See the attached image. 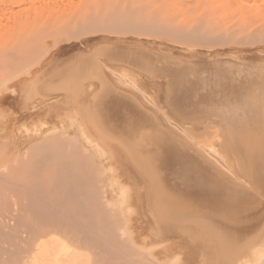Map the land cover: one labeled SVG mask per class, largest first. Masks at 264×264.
<instances>
[{
  "label": "bare ground",
  "instance_id": "6f19581e",
  "mask_svg": "<svg viewBox=\"0 0 264 264\" xmlns=\"http://www.w3.org/2000/svg\"><path fill=\"white\" fill-rule=\"evenodd\" d=\"M136 1L82 0L62 11L53 8L48 18L36 19V22L26 19L29 22L23 20L26 21L23 23L21 19L17 26L24 24V27H28L31 24L39 30L30 35L25 45L0 53V68H12L19 52L35 54L37 47L34 44L47 36L62 35L63 38L60 37L68 41L86 34L87 38L91 37L77 43L76 47L56 46L53 51L46 52L44 59L36 66L23 73L14 71L18 69L10 71V77L0 88V112L7 107L10 114L19 118L23 111L25 114L27 110L31 113V109L34 115L40 108L43 110L55 103V106H59L58 100L62 101L59 97H63L66 102L72 99L78 101L80 96L82 99L83 95L87 97L91 93L89 103L86 100L90 97L86 99L84 96L82 101L79 99L80 110L76 111L82 114L77 116L84 137L104 149V155L114 162L109 171L112 185L117 187L122 199L123 226L120 232L116 215L109 216L103 211L104 227L100 231H103L104 239L110 235L114 240L102 242L101 239L98 242L99 239L87 231L92 216L89 217V212L85 210L83 212L82 208L85 207L77 203V193L69 186V162V166L66 164L67 169L63 163L64 167L59 166L57 172L60 176L66 175V181L70 176L66 184L68 187L64 185L66 191L63 188L65 192L62 191L64 193L60 197L70 198L74 207L72 215L58 216L61 212L43 202L49 197L38 196L48 211L37 213V228L61 232L63 238L73 246V251L87 250L84 252L95 256L93 264H264V110L260 109L262 112L258 114L250 112L264 106V64L246 61L250 57L254 58L255 54L264 56V24L256 26L263 18L262 14L250 15L240 22L243 31L254 26L255 29L250 37L236 38V34L240 33L238 31L242 30L237 29L236 23L227 29L228 33L222 31V27L214 21L215 32L210 31L208 23L202 21L188 25L181 20L177 25L169 26L170 22H176L179 18H172V14L170 17L167 10L156 6L154 2L141 7L137 6ZM194 1L191 5H198L200 10L204 5L200 4L203 0ZM158 18H164V23L156 29L154 22ZM230 19L228 16L227 21ZM220 31L221 35L217 34ZM64 35L68 38H64ZM161 38L189 45L229 49L226 53L216 55L210 52L205 57L208 59L204 60L199 50L184 51L160 41ZM98 43L105 45L98 47L95 45ZM92 45L96 47L93 49ZM88 46H92V49ZM76 48L77 52L73 53ZM224 55L229 56V59H225ZM215 56L224 60L212 59ZM59 62L61 64L58 66ZM111 71L121 76L116 77ZM122 77L130 82L122 80ZM16 82L24 84L27 90L17 88ZM40 82L44 85L57 83L54 85H60V88L44 90L42 97L35 101V97L31 98L33 101L23 97L32 94L28 86ZM122 84L126 85L123 89L120 88ZM137 86L143 91H139ZM21 98L26 99V103L21 104ZM82 102L89 104L87 112L81 108ZM51 112L49 116L47 114L48 117L53 116ZM169 118L181 125L182 131L191 133L200 129L202 133L208 134L209 129L216 126L218 129H212L219 136L216 146L235 173L208 161L202 147L197 145L201 142L197 141L199 138L197 144L189 142L184 134L168 124ZM54 157L51 154L48 159ZM39 162L33 164L34 169H40ZM37 184L34 187L37 188ZM30 187L31 191L40 192ZM81 190L84 193L85 189ZM110 197L114 196L111 194ZM57 237L54 238L58 241L60 238ZM45 240L43 242L41 239L46 245L49 240ZM253 243L257 246L252 247ZM54 244L49 246L53 248ZM36 245L41 250L40 241ZM62 246H56L59 249L56 251L63 254L55 256L57 258L50 264H71L74 261L72 256H67L69 247L63 246L62 251ZM50 250L49 253L52 252ZM24 251H28V247ZM39 251L34 254H40ZM37 261L34 255L21 262L18 258L14 263H3L0 259V264H42Z\"/></svg>",
  "mask_w": 264,
  "mask_h": 264
},
{
  "label": "rangeland",
  "instance_id": "374dc122",
  "mask_svg": "<svg viewBox=\"0 0 264 264\" xmlns=\"http://www.w3.org/2000/svg\"><path fill=\"white\" fill-rule=\"evenodd\" d=\"M79 1H82V0H0V53L6 51V49L9 50L12 48H17L18 45H20V46L25 45L28 42V40L30 39V37H31L30 35L34 34L35 31L39 30L38 28H34L33 26H31V24H30L31 27L28 26L29 24H27L28 27H24V24H22V22H21L22 25L17 26V24L20 23L21 19H22V21L26 20V19L27 20L31 19V21L36 22V19L38 21V19H41V18H43V19L48 18L49 14L53 13L52 12L53 8H54V10L55 9L57 10L59 8V11H62L64 9H68L70 7L69 5L76 4ZM198 1L200 2L201 0H198ZM232 1L233 0H213V1L203 0L200 4L204 3V5L200 8V10L198 9L199 8L198 5H195V7H193V4L191 5L192 0H137L136 2H137V6L139 5L141 7L147 5L148 2H150V3L154 2V3H156V6L163 7L164 10H167V13L169 14L170 17H172L170 15V14H172V15H174L172 18L176 17V20L179 18L176 22H175V20L172 19L173 22H170L169 26H170V24H172V26H175L181 20H184V22H187L188 25L194 24V23L196 24L198 21H202V22L208 23V25L211 27L210 31L215 32V23L214 22H216V24H218L222 27L221 28L222 31H225L226 33H228L229 31H227V29H230L233 26V24L236 23L235 25L238 26V27L236 26L237 29L240 30L242 28V30L238 31L240 33L239 34L237 33L235 37L236 38L238 36L239 37L240 36L250 37L251 34L253 33L254 29H255V26L252 28L249 27L251 29H249L248 27H245L246 29L248 28L249 30L247 29L246 31H243L244 27L243 26L240 27L241 26L240 22H242L243 20H246V18L251 17L250 15L253 16V15L258 14V13L260 15V12L262 14V17L264 18V0H241V1L240 0H237V1L234 0L233 2ZM238 1L241 4H239ZM209 2H211V3H209ZM212 2H215V3H212ZM193 3H195L194 0H193ZM196 4H198V2ZM190 5H191V7L189 8ZM207 5H209L208 6L209 8L208 7L206 8ZM253 6H255V7H253ZM203 7H205L207 10L209 9L208 10L209 13L207 10H206L207 12L206 11L204 12L205 8L203 9ZM252 7L254 9H252ZM191 8H194V9H192V11H191ZM258 9H259V11H258ZM212 10H215V12ZM260 10H262V11H260ZM50 11L52 13H49ZM195 11L198 13L196 14ZM214 13H215V15H214ZM205 14L208 16H205ZM226 14L229 16V18L231 17V19H230L231 21L230 20L227 21L228 16ZM230 14H231V16H230ZM26 15L28 18L26 17ZM13 17H14V19H12ZM184 17H186V18H184ZM225 18H226V20H225ZM232 18L233 19L235 18V19L232 21ZM263 18L260 20V22L256 26L259 27L261 24H264ZM163 20H164V18H158L154 22L156 29L163 25V23H164ZM26 21H23V23H26ZM212 21H214V22H212ZM27 22H29V21H27ZM236 27H234V28H236ZM232 30H233V28L231 29V32H232ZM234 31H236V30H234ZM221 33L222 32L220 31L217 34L221 35ZM60 36L63 38L62 35H60ZM60 36L54 37L51 35V36L45 37L41 42L34 44V47H37L36 48L37 52H35V54H37V55H35L33 53H32V55H30V53H27V51L19 52L18 56L20 57V59H22V60L26 59V60L22 61L18 57L17 60L14 62V65L12 66V68H9L10 66H5L3 68H0V88L3 87L2 86L3 83L10 77L9 76V74L11 73L10 71H12L13 69H18V70H14V71L19 72V73H23L28 68H33V66H36L37 63H39L40 61H42L44 59V54L46 52L53 51L56 46H59V47H68V46L69 47H76L77 43L84 42L86 39L91 38V37L87 38L86 36H88V34H86L82 38H79L76 40L70 39L68 41V40L62 39ZM64 38H68V37H66V35H64ZM161 39L162 40H160V41H164L167 44L170 43L169 45H172V46L174 45L176 48H178V49L181 48L184 51H187V50L189 51L190 49H197V50H199V52H202V54H203L202 57L204 58V60L208 59L205 57H207V55L209 56L208 53H210V52L216 55V53L217 54L218 53H226V50L229 49L227 47H220V46H216V47L212 48V47H206V46H202V45H189V44H186L184 42H179V41H175V40H171V39H163V38H161ZM101 44L102 43H98L95 45L98 47L105 45V44H102V45ZM92 46H88V48L92 49ZM94 46H93V49H94ZM219 48H221V49H219ZM212 49H214V50L211 51ZM77 50L78 49L76 48V50H74L73 53L77 52ZM224 56H225V59H229L228 58L229 56H226V55H224ZM217 57H219V56H215L212 59H215L216 61L224 60L223 57H222L223 59H221V57H219V58H217ZM262 57H264V56H259V54H255L254 58L250 57L246 61L249 63H254V62L256 64L259 63L257 65L264 64L263 63L264 61L260 60V59H263ZM230 59H233V58L230 57ZM180 60L183 61V59H180ZM185 60L188 62V59L184 58V61ZM209 60H211V59L209 58ZM60 64H61V62L58 63V66ZM111 72H113V71H111ZM111 74L116 76V77L121 76V75H119V73L117 74L116 72H113ZM121 79L126 81V82L129 81L124 77H122ZM54 84H57V83H51V84L45 83V85H44L43 83L40 82V83L33 84L31 86H28V90L30 92V89H29V87H30L32 94L31 95H30V93L25 94V95H23V97L26 96V99H29V100L32 97H35V98H33V100L34 101L38 100V98L42 97L41 94L44 90H46V91L51 90L52 91V90H57L60 88V85L56 86ZM21 85L19 82H16V84H15V86L17 88H19V87L26 88V86H24V84L22 86ZM124 86H126V85H124ZM124 86L122 84V86H120V88L123 89ZM22 88L20 89L21 92L23 91ZM96 88H99V87H96ZM136 88H139L138 89L139 91H141V90L143 91V89L142 88L140 89V87H138V86ZM26 90H27V88H26ZM90 94H87V97H90L89 100H86L87 97L85 95H83V98L85 96V98H86L85 100L88 103L90 102V99L92 98V95H90ZM62 98L63 97H59V99L62 101L58 100V102H60V105L62 107H60V105L58 106V104L55 106V104H56L55 103L53 105L46 106L44 108L46 110H44V109L42 110V108L38 109V111H39V112H37L38 114L36 112H34V115H33V112L31 109H30L31 113H29L27 110V112L29 114L26 112V114H27L26 115L23 111L22 113L24 115L22 114L19 118L14 116V114H10L9 113L10 111H8L7 107H5L4 111L0 112V175H1L0 176V217H1L0 219L2 220V221H0V259L3 260V263H14V260L17 261L18 258L21 262V260L26 259V258L30 259V256L32 257L35 255L36 261L39 260V261H37L38 263L50 264L58 257V254L61 253V252L58 253L59 251H56V250L60 246L65 244L64 242H66L67 244H65L63 246H64V248L69 247V254L67 256H70V257L72 256L74 258V261L70 262L71 264H81L80 263L81 259H82L81 260L82 264H86L87 262H89L87 264H93V259L95 258V256L89 255L90 253L88 254L87 250H84L87 252H84L83 250L82 251L80 250L79 252L73 251V246L70 244L69 241L66 240V238H63L61 236L56 235L55 231L40 230L37 228V226H38V223L36 221V217H38L37 213L38 212L43 213L45 211H48V208L44 207L42 205V203L40 202L42 200H40L39 197H49L44 202L46 204H49L48 206L52 207V209H55V208L57 209L59 207V205H65L66 206L65 211L68 208H70V211L74 208L73 206H69L68 198L63 200L62 198L59 197L60 191H63V188H64V190H66L64 185L66 186V184H67L66 182H64V184L62 183V181H61L62 178H61V176H59V174L57 172L59 170V166H62L63 163H64V166L66 167V164L69 166L68 163L70 162V167H69L70 173H68V174L73 175L72 177H75L74 178L75 181H72L71 183H69V186H71L73 191H75L77 193V196H78V197H76L78 200L77 203L80 202L82 205L80 203L79 204L82 207H85V208H82L83 212H84V210L87 213L89 212V217L94 216V218H97L96 222H93V225L91 223L89 224L87 231L89 230V232H91L92 236H96V238H98L100 240V241L98 240V242H101V239H102V242H104L103 240H105V241L107 240L108 242L114 240L113 237H109L110 235L104 239L103 231H100L99 229H97V227H100L101 230L103 229V227H104L103 211L104 212L106 211L107 215H109V216L116 215L118 224L120 225V232H121V229L123 226V220H124L123 219V204H122V199L118 194L117 187H115V186L113 187V185H112V183H113L112 182V174L110 173L112 166L114 165V162L113 161L111 162V160L109 158H107V156L104 155V152H103L104 149L97 147V145L94 142H91L84 137V135L82 133L81 123L79 121V119H80L79 113L80 114H82V113L79 111H76V110H80V104L78 102H79V99H81V96L79 97L78 101L77 100L75 101L74 99H72V100H68L69 102L68 101L66 102L64 100V98L63 99ZM69 99H71V98H69ZM82 99H81V101H82ZM25 100H24V98H21L20 103L21 104H23V102L26 103ZM33 100L31 99V101H33ZM73 101H74V103H73ZM75 104H78L79 106L78 105L74 106ZM85 104L83 103L82 104L83 106H81V108L83 110H85V112H87L89 109L88 108L89 104H87L86 102H85ZM151 105L154 106V103L151 102ZM49 109H51L52 112H51V110L47 111ZM260 109L264 110V106H261V108L256 109V110H251L250 112L254 113V114H258V113L262 112V110H260ZM160 110H162V109H160ZM221 110L223 112H225L224 109H221ZM46 111H47L48 116H49V112L53 113V114H51L53 116L48 117L47 114H46V116H44ZM85 112H84V115H85ZM75 113H76V115H75ZM225 113H227V112H225ZM31 114L33 116H35V114H37L36 116L41 114L42 117L41 116H38V117L35 116L33 118V116ZM22 116H25V117H22ZM28 116H29L30 120L28 119ZM31 118H33L34 120ZM36 118H38L39 121ZM18 119H20V120H18ZM170 119H172V118L168 119L169 120L168 124L170 126H173L174 128H177L178 132L184 134V136L186 137L187 140H189V142H191L193 144H195V143L197 144L198 143L197 141H199V140L201 141L200 144L198 143L197 145L202 147L204 154H205L204 156H206L208 161L210 160V161H212V163H214L218 167L229 170L233 174L235 173L233 170H231V168L228 167V163L225 162L226 158L223 156V154L222 155L220 154V152L218 150L219 148L216 146V143H219V136H217V134L213 133V130H212L213 128L218 129L216 126L210 128L208 134H205L204 132L202 133V131H200V129H196V131L197 130L200 131V132L198 131L199 134L196 131H194L195 132V134H194V132L191 133V132H187V131H182V129H181L182 127H180L181 125L176 123L174 119H173L174 121L170 120ZM76 123H77L78 127L76 126ZM40 130H41V133H40ZM77 132H78V134H77ZM74 133H76V134H74ZM201 134H202V136H200ZM81 135H83V136H81ZM212 136H214V137L212 138ZM27 137H29V138H27ZM79 137H82V138H79ZM39 138H40V140H39ZM207 139L208 140L211 139V142L209 141L210 144L208 143ZM26 140H28V141H26ZM203 140L204 141L207 140V142L205 141V143H204ZM21 141H23L24 143L23 142L21 143ZM212 142H213V144H211ZM214 142H215V144H214ZM19 143L21 144V147H23V148L20 147ZM83 143L85 144V146L83 145ZM16 144H18V145H16ZM206 144H208V145H206ZM17 146H18V149H17ZM87 146H89L90 151H89V148L86 149ZM94 147L96 150L94 149ZM92 148L94 149V152H93ZM79 151H80V153H78ZM51 154L54 155L55 157L52 159H48V157H50ZM223 157H224V159H223ZM39 160H40V162H39ZM37 162H39V166H40V169H38L39 171L37 170V168H35L36 169V171H35V169L33 167V164H35ZM82 162H84V166L82 165ZM41 163H43V164H41ZM111 164H112V166H111ZM50 166H51V169L48 170V168ZM64 166H62V167H64ZM77 166H79V167L81 166V167L79 168ZM106 167H109V168H106ZM66 169H67V167H66ZM30 170H31V172H30ZM79 173H81L80 176H79ZM108 174H109V176H108ZM6 177H8L7 180H6ZM105 179H106V181H105ZM110 181H111V183H109ZM60 183L63 184V186ZM3 184H6L7 188L5 185L3 186ZM34 184H37L36 186H38V187L37 188L34 187ZM77 184H79V186ZM29 185L32 186L33 188H35V190L40 191V192L35 191L36 192L35 193L33 190L31 191L29 189V188H31ZM10 186H14V187H10ZM109 186H111V188ZM71 188H68V189H71ZM87 188H89V189H87ZM81 189H85L84 193H83V190H81ZM106 190H108V191H106ZM108 192L111 193L114 197H110L111 194H109ZM107 194H109L110 196ZM7 196H8V198H7ZM84 196H86L85 200H84V198H85ZM116 198H118V200ZM13 199L15 201H13ZM114 199H116L117 201ZM3 200H4V202H3ZM34 200L37 201L38 203L39 202L40 203L38 204L37 202H33ZM88 200H90V201H88ZM5 201H6V205H5ZM88 203H91L90 204L91 206ZM94 204L96 205V208L98 207V209H95ZM16 207H17V209H16ZM99 207H101V208H99ZM92 208H93V214H91ZM102 208L104 210H102ZM99 209H100V213H99ZM32 213H33V215H32ZM96 213H98V214H96ZM65 215H67V214H63V216H65ZM97 215L99 217H97ZM11 222L12 223L14 222V223L12 224ZM22 229H23V231H22ZM51 236H52V238H51ZM54 237L55 238L57 237L58 239L60 238L63 241L60 239H59L60 241L59 240L57 241V239L55 240ZM45 238H46V240H49V241L45 240L46 245H45V243H43L44 242L43 239H45ZM41 239L43 242L41 241ZM50 239L53 240L52 243H49L51 241ZM39 241H40V245H42V246L45 245L44 246L45 248L41 246V250H40V247H36L37 246L36 244H38ZM55 242H56V244H54ZM49 244H51V245L54 244L53 248H52V246H49ZM1 246H3V247H1ZM46 246H47V249H46ZM54 246H55V248H54ZM56 246L58 247L57 249H56ZM63 246H62L61 250L63 249ZM251 246L252 247L257 246V244L253 243ZM27 247H28V251L25 252L24 250H26ZM50 248L52 250H50ZM6 250L7 251L9 250V251L7 252ZM49 250L52 252L49 253ZM71 250H72V252H71ZM5 251H6V253H5ZM38 251L40 254H34V252L38 253ZM61 254H63V253H61ZM23 256H25V257H23ZM37 256H38V258H37ZM55 256H57V257H55ZM60 256H62V255H59V257ZM84 256H86L85 257L86 259L82 258ZM88 257H90V258H88ZM91 257H92V259H91ZM14 258H16V259H14ZM43 258H45V259H43ZM87 258L91 259V260H88ZM263 259H264V257H263ZM50 260H52V261H50ZM83 260L85 263H83ZM76 261H77V263H76Z\"/></svg>",
  "mask_w": 264,
  "mask_h": 264
},
{
  "label": "crops",
  "instance_id": "0c3cea01",
  "mask_svg": "<svg viewBox=\"0 0 264 264\" xmlns=\"http://www.w3.org/2000/svg\"><path fill=\"white\" fill-rule=\"evenodd\" d=\"M60 176V175H59ZM64 176H66V175H62L61 176V178H63V179H61V181L62 182H66V183H68V181H70V176H71V182L72 181H75V177H72L73 175H68V178L69 179H67L68 181H66V178L64 177ZM64 180V181H63ZM70 183V182H69ZM68 187V186H67ZM64 191V190H63ZM66 191V190H65ZM64 191V192H65ZM68 191V190H67ZM64 192H62V191H60V196H61V193H64ZM59 196V197H60ZM64 197V196H63ZM60 197V198H62L63 200H65L66 198H68V203H69V206H72L73 204L71 203V200H70V198L69 197ZM44 202V201H43ZM43 202H41V203H43ZM73 202V201H72ZM44 204H45V202H44ZM44 204H42V205H44ZM60 204V203H59ZM65 205H59V207L57 208V211H59V212H61V213H59L58 214V216H60V217H66V216H71L72 214H71V211H70V208H68V209H66V211H65V208H66V206L64 207ZM99 208H101V207H99ZM59 209V210H58ZM95 209H98V207L96 208L95 207ZM45 212H47V211H45ZM68 212V213H67ZM98 212V211H97ZM63 213L64 214H67V215H65V216H63ZM99 213H100V209H99ZM91 214H93V208H92V211H91ZM98 214V213H97ZM93 220V221H92ZM96 220H97V218H95L94 219V216H92V218H91V224L93 225V222H96ZM99 228V230H100V227H98ZM97 228V229H98ZM55 231V233H56V235H58V236H61V237H63V234H61V232H58V231H56V230H54Z\"/></svg>",
  "mask_w": 264,
  "mask_h": 264
}]
</instances>
